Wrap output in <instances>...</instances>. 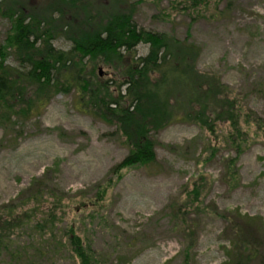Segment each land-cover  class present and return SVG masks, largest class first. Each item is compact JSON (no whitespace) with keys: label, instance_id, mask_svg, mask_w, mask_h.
<instances>
[{"label":"rangeland","instance_id":"1","mask_svg":"<svg viewBox=\"0 0 264 264\" xmlns=\"http://www.w3.org/2000/svg\"><path fill=\"white\" fill-rule=\"evenodd\" d=\"M131 1L138 3L139 27L199 45L198 68L219 74L244 113L264 121V0ZM0 4L2 11L7 0ZM11 28L0 12V47ZM53 44L72 47L64 38ZM148 51L141 44L137 54ZM7 64L20 67L12 54ZM96 73L114 77L104 65ZM241 127L237 134L226 122L211 133L174 122L155 133V165L114 173L129 153L125 137L116 125L80 110L75 94L59 93L40 116L0 124V207L29 208L28 190L38 188L40 178L64 198L57 207L59 243L62 231L75 226L102 264H231L241 240L236 228L253 243L249 264H264V126ZM51 202L48 197L42 209L53 208ZM10 240L23 258L39 244L21 231ZM78 262L67 251L34 264ZM15 263L10 250L0 252V264Z\"/></svg>","mask_w":264,"mask_h":264},{"label":"trees","instance_id":"2","mask_svg":"<svg viewBox=\"0 0 264 264\" xmlns=\"http://www.w3.org/2000/svg\"><path fill=\"white\" fill-rule=\"evenodd\" d=\"M137 8L131 0H7L0 12L11 20L12 28L0 47V124L14 117L40 116L57 94H75L80 110L116 125L126 139L129 153L114 173L155 165V133L174 122L197 123L211 133L226 122L237 134L242 123L264 126L260 117L244 113L219 74L198 68L199 45L189 38L139 27ZM57 38L70 41L72 47L56 48ZM141 44L149 45V51L138 56ZM11 54L19 68L7 64ZM99 65L110 68L114 77L100 78ZM228 166L234 176L236 161L231 159ZM35 182L38 188L28 190L29 208L0 207V252L10 250L20 264L67 251L78 264H102L92 243L75 226L62 231L59 243L57 207L64 198L53 188L46 190L43 179ZM48 197L53 208L45 211ZM175 217L181 219L180 210ZM17 231L37 236L39 244L32 256H17L21 251L10 240ZM236 231L241 240L234 243L231 264H249L247 251L254 249L253 243L241 228Z\"/></svg>","mask_w":264,"mask_h":264}]
</instances>
